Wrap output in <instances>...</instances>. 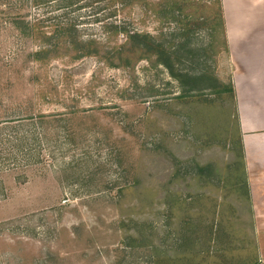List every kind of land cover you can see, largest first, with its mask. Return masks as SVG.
<instances>
[{"label":"rangeland","instance_id":"rangeland-1","mask_svg":"<svg viewBox=\"0 0 264 264\" xmlns=\"http://www.w3.org/2000/svg\"><path fill=\"white\" fill-rule=\"evenodd\" d=\"M239 2L260 32L264 7ZM223 16L215 0H0V264L258 263L236 84L264 41L239 49Z\"/></svg>","mask_w":264,"mask_h":264},{"label":"crops","instance_id":"crops-1","mask_svg":"<svg viewBox=\"0 0 264 264\" xmlns=\"http://www.w3.org/2000/svg\"><path fill=\"white\" fill-rule=\"evenodd\" d=\"M254 7H264V0H250ZM239 0H222L224 15L226 19L227 32L232 33L230 37L237 41V47L243 43L254 42V46L264 41V26L260 32H252L256 25L249 19V14L237 10ZM236 13V14H234ZM251 21V22H250ZM259 34V38L250 39L252 35ZM235 41V42H236ZM252 52L258 55H263L257 60H242V52L239 57L241 64L247 66L252 62L258 66L257 73L243 74L246 77L244 88L236 84L237 99H238V112L241 114V125L245 132V148H246V161L251 172L250 180L252 185L253 200L260 202L264 205V50L252 49ZM249 54L250 51L247 50ZM250 70V69H249ZM247 71V70H246ZM248 72V71H247ZM238 81V80H237ZM255 187L257 190H254ZM257 264H264V255Z\"/></svg>","mask_w":264,"mask_h":264},{"label":"trees","instance_id":"trees-1","mask_svg":"<svg viewBox=\"0 0 264 264\" xmlns=\"http://www.w3.org/2000/svg\"><path fill=\"white\" fill-rule=\"evenodd\" d=\"M215 2H217L218 4H219V7H220V9H221V17H220V20H222V22H224V16H223V6H222V0H215ZM210 18H212L213 19V25H212V27H214V26H216V23H214V21H216V20H218L219 19V17H217V13H216V16L214 15V17L213 16H209ZM208 21V20H207ZM184 23V22H183ZM186 24V23H185ZM188 25H192L190 22H188ZM194 26V25H193ZM43 35L46 37V38H48V39H50V37H48L44 32H43ZM139 35V34H138ZM141 37H143V41H147V42H149V38H148V36H146V35H140ZM139 36V37H140ZM131 37H136V36H131ZM136 45H138V46H141V48H140V50H142V51H144V52H148L149 51V47H148V45H146L145 47H142L143 45L141 44V43H137ZM152 45V44H151ZM151 48H153V46H150V49ZM49 50H51V49H41V51H39V52H36L35 53V56L38 58L37 60H39V61H44L46 58H48L49 56H47V54H48V52H49ZM165 64H167V66L168 67H172V64H170V61L171 60H166V58L164 59V58H162L161 59Z\"/></svg>","mask_w":264,"mask_h":264}]
</instances>
